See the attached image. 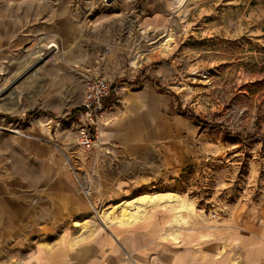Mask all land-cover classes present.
<instances>
[{"label":"rangeland","instance_id":"1","mask_svg":"<svg viewBox=\"0 0 264 264\" xmlns=\"http://www.w3.org/2000/svg\"><path fill=\"white\" fill-rule=\"evenodd\" d=\"M41 4L32 0L31 15L17 18L14 29L0 25V132L32 136L35 122L37 137L47 139L43 110L62 101L65 119L68 108L78 109L87 69L117 87L151 81L169 100L168 162L134 193L93 201L94 209L83 192L86 172L77 166L85 209L58 227L66 237L62 264L99 263V256L72 258L91 244L110 255L111 264L120 254L123 264H172L174 255L184 258L191 235L210 241L216 224L233 217L240 226L253 220L264 234V0H62L53 3L62 17L45 15ZM33 110L42 112L31 116ZM52 144L67 159L63 143L54 138ZM164 191L183 199L128 204L138 211L129 224H106L99 215L145 192ZM123 212L119 206L114 216ZM180 215L187 220H174ZM26 255L11 243L0 246V264H30L34 259Z\"/></svg>","mask_w":264,"mask_h":264},{"label":"crops","instance_id":"2","mask_svg":"<svg viewBox=\"0 0 264 264\" xmlns=\"http://www.w3.org/2000/svg\"><path fill=\"white\" fill-rule=\"evenodd\" d=\"M31 1L0 0V25L14 29L17 18L31 15ZM38 1L45 15L55 12L53 16L62 17L58 15L60 4L53 5L62 0ZM144 13L145 8L141 11ZM149 18L154 23L157 16ZM124 87H117L113 93L112 99L120 101L103 120L99 144L89 151L74 146L76 112L68 108L63 112L68 116L64 119L62 101L43 110V119L49 125L43 129L47 139L37 137L35 122L29 126L32 136L0 132V246L11 243L22 249L27 253L25 259H34L30 264H62L66 237L58 227L79 219L85 209L79 179L74 175L77 166L86 172L92 200L107 203L134 193L145 184V178L156 177L161 162H168L167 140L171 134L165 113L169 100L151 81ZM54 138L63 143L70 166L54 148ZM237 222L236 217L219 221L210 241L204 242L205 235H191L184 258L174 255L170 263L264 264V234L257 232L253 220L242 226ZM33 242L37 243L34 247ZM98 246L91 244L73 253V260L99 256L97 264L113 263ZM113 258H119L115 264H123L121 254ZM144 263L141 259L140 264Z\"/></svg>","mask_w":264,"mask_h":264},{"label":"built area","instance_id":"3","mask_svg":"<svg viewBox=\"0 0 264 264\" xmlns=\"http://www.w3.org/2000/svg\"><path fill=\"white\" fill-rule=\"evenodd\" d=\"M96 73L92 69H87L85 72L84 95L75 114L76 135L74 144L85 151H89L99 144L101 129L105 125L103 120L120 101L119 98L112 99L113 81L109 77ZM10 131L19 133V130L15 129H10ZM54 145L61 149V144V146L59 143ZM69 160L70 158L67 157V161ZM83 192L92 203L93 208L96 209L92 200L93 190L90 185Z\"/></svg>","mask_w":264,"mask_h":264},{"label":"bare ground","instance_id":"4","mask_svg":"<svg viewBox=\"0 0 264 264\" xmlns=\"http://www.w3.org/2000/svg\"><path fill=\"white\" fill-rule=\"evenodd\" d=\"M171 38L172 37L169 36V38L166 39V41L163 43V47L167 50H169L171 47V43H170ZM53 45H56V44L53 43L51 46H53ZM136 60L137 59H135V61ZM182 199H183L182 196H180L178 193L172 192V191L153 192V193L145 192V193L137 196L135 198V200H132V201H126L125 200L122 203H120L118 206H112V207L103 209L99 213V215L103 218V220L105 221L106 224H109V223H113V224L119 223L120 225L129 224L135 219V213H137L138 211H136V212L130 211L128 209V204L131 205V203H135L136 207L143 208V206H146L148 204L162 203L165 201L173 202V201H178V200H182ZM119 206H121L122 208L125 207V212H123L124 214L122 217L117 218L114 216V213H115L117 207H119ZM130 209H132V208H130ZM174 220H176L178 222H182V221L185 222L187 220V217L180 215L178 217H175ZM172 236L174 238H176L175 234H173Z\"/></svg>","mask_w":264,"mask_h":264},{"label":"trees","instance_id":"5","mask_svg":"<svg viewBox=\"0 0 264 264\" xmlns=\"http://www.w3.org/2000/svg\"><path fill=\"white\" fill-rule=\"evenodd\" d=\"M139 84V81H136L133 85H137ZM117 88V85H113L112 86V89H113V93H114V90ZM78 110L77 109H73L72 113L74 112H77ZM42 111L41 110H33L32 112H30V115L31 116H37L38 114H40ZM195 122L199 125H202L203 122L198 118V117H195ZM206 126V125H205ZM191 168V167H190ZM190 168H187L184 170V172L182 173V175L180 176V178L178 179V182H182V178H185L186 177V174L188 173L189 169Z\"/></svg>","mask_w":264,"mask_h":264}]
</instances>
